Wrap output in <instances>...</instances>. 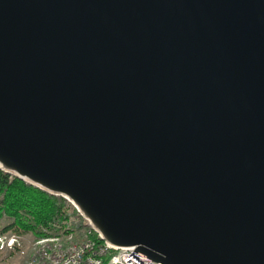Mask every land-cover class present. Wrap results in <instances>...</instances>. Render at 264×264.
<instances>
[{
    "label": "water",
    "instance_id": "water-1",
    "mask_svg": "<svg viewBox=\"0 0 264 264\" xmlns=\"http://www.w3.org/2000/svg\"><path fill=\"white\" fill-rule=\"evenodd\" d=\"M0 169L158 264H264V0H0Z\"/></svg>",
    "mask_w": 264,
    "mask_h": 264
},
{
    "label": "built area",
    "instance_id": "built-area-1",
    "mask_svg": "<svg viewBox=\"0 0 264 264\" xmlns=\"http://www.w3.org/2000/svg\"><path fill=\"white\" fill-rule=\"evenodd\" d=\"M79 217V215H78ZM83 220V230L67 225L63 230L38 239L28 264H158L138 253L135 247L117 248L102 240ZM62 227V226H58ZM17 239L0 235V250L14 249ZM18 243V242H17Z\"/></svg>",
    "mask_w": 264,
    "mask_h": 264
},
{
    "label": "trees",
    "instance_id": "trees-1",
    "mask_svg": "<svg viewBox=\"0 0 264 264\" xmlns=\"http://www.w3.org/2000/svg\"><path fill=\"white\" fill-rule=\"evenodd\" d=\"M67 203L0 169V235L56 232L67 218Z\"/></svg>",
    "mask_w": 264,
    "mask_h": 264
},
{
    "label": "rangeland",
    "instance_id": "rangeland-1",
    "mask_svg": "<svg viewBox=\"0 0 264 264\" xmlns=\"http://www.w3.org/2000/svg\"><path fill=\"white\" fill-rule=\"evenodd\" d=\"M66 214H67V218L63 222L62 227L58 229L56 232L63 230L64 227L67 225H72L74 228L77 229V235H80V233H82L83 230V220L81 219L82 216L69 202L67 203L66 206ZM55 227L57 228L58 225H55ZM45 232L46 235L56 233L55 231L47 230V229H45ZM4 235H7L8 237L13 236L14 238L17 239V241L15 243L16 246L14 249L0 250V264H28L30 260V254L33 248V244L41 237L46 236L43 235L37 238V236L33 233L20 236L17 234H12L10 232Z\"/></svg>",
    "mask_w": 264,
    "mask_h": 264
},
{
    "label": "bare ground",
    "instance_id": "bare-ground-1",
    "mask_svg": "<svg viewBox=\"0 0 264 264\" xmlns=\"http://www.w3.org/2000/svg\"><path fill=\"white\" fill-rule=\"evenodd\" d=\"M133 264H135L133 261H132Z\"/></svg>",
    "mask_w": 264,
    "mask_h": 264
}]
</instances>
